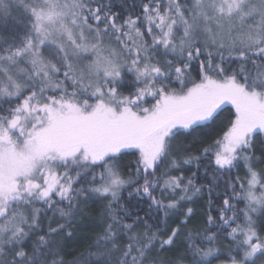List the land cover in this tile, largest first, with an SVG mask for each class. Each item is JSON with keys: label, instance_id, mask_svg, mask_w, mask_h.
I'll list each match as a JSON object with an SVG mask.
<instances>
[{"label": "snow or ice", "instance_id": "snow-or-ice-1", "mask_svg": "<svg viewBox=\"0 0 264 264\" xmlns=\"http://www.w3.org/2000/svg\"><path fill=\"white\" fill-rule=\"evenodd\" d=\"M96 210L74 264H264V0H0V264Z\"/></svg>", "mask_w": 264, "mask_h": 264}, {"label": "trees", "instance_id": "trees-1", "mask_svg": "<svg viewBox=\"0 0 264 264\" xmlns=\"http://www.w3.org/2000/svg\"><path fill=\"white\" fill-rule=\"evenodd\" d=\"M129 3H131V0H129ZM224 113L221 116L220 121L217 122L216 125L213 126V129L209 130L213 134L216 132H219L220 127L222 126V122H226L227 118L234 113V109L230 104L224 105ZM204 138L202 135H196L192 137L183 136L180 137L177 141L179 147H185L190 146L193 148L194 151L198 152V146H199V140ZM137 157L135 155L129 154L125 156L124 160L122 161L123 165H132L134 164ZM186 168H192L194 169L193 165L186 166ZM186 174L190 175V172H186ZM240 176L241 179L244 177V171L243 169H240ZM239 207H243V205H238ZM144 215V212H141V216ZM99 218V210L93 211L89 214V216L80 223L81 231L76 233V239L72 240L70 242V246L66 249V259L68 261V264H74L75 259L80 256L81 253L86 252L88 247L91 245L92 241L94 240L95 236L97 235L96 231H91V229H94L97 227V221ZM163 217L162 215L157 219L155 216L153 219H150L148 222L149 224L153 225L155 227L157 224H159L160 228H164V224L162 223ZM241 223H243V220L241 218ZM169 226H173L171 223V220H169ZM203 226V219L202 217H198L196 220L193 221L192 224L189 225L190 229H195L197 227ZM88 230V231H85ZM183 255L182 251H176L173 249L172 251L165 252L163 254L164 258H166L169 261H176L178 258H180ZM222 257L226 255V252L222 250L221 252ZM217 264H220L219 261H217Z\"/></svg>", "mask_w": 264, "mask_h": 264}]
</instances>
